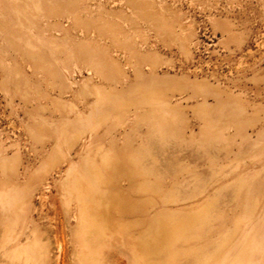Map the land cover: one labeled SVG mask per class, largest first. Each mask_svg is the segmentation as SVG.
Here are the masks:
<instances>
[{
	"label": "rangeland",
	"instance_id": "1",
	"mask_svg": "<svg viewBox=\"0 0 264 264\" xmlns=\"http://www.w3.org/2000/svg\"><path fill=\"white\" fill-rule=\"evenodd\" d=\"M0 143L49 264H235L247 237L264 264L263 1L0 0ZM99 143L129 160L109 171L107 233L85 244L59 177Z\"/></svg>",
	"mask_w": 264,
	"mask_h": 264
},
{
	"label": "bare ground",
	"instance_id": "2",
	"mask_svg": "<svg viewBox=\"0 0 264 264\" xmlns=\"http://www.w3.org/2000/svg\"><path fill=\"white\" fill-rule=\"evenodd\" d=\"M262 1L264 4V0ZM112 33H115V31L112 30ZM137 74L139 76L140 72H137ZM140 76L142 75L140 74ZM137 89V87L133 89V91L137 95L136 99H138L140 97V93H142H139ZM113 92V90H109L107 91V93L103 92L104 94H101L99 99H101V102L108 100L111 101L113 99L116 100L118 96H122V94H117L116 92L114 93L115 95L117 94V96L115 97ZM145 94L141 95L142 98L144 96L146 98V95H150L151 93H147L146 95ZM152 95L154 97H158L154 95V93ZM133 96L135 98V95L132 94L129 97L132 98ZM153 96L152 101L155 102V100L158 98L154 100ZM162 96L163 97L160 96V100H156V102L164 107V110L167 111V114L173 117L172 120H176L179 122V110L170 106L168 96ZM112 97L113 99H110ZM149 97L151 96H148L147 98ZM142 98H140L141 100L139 99L141 103L143 101ZM143 102L147 103L148 101L146 100V102ZM115 104L113 105L115 106ZM147 104H153L151 103V98H149V103ZM197 111L203 119L206 118L208 113L206 109H204L203 107H199ZM117 121L119 123L123 122L121 118H117ZM93 123L94 128L91 129L89 127L90 130H92V134L90 133L91 137L94 136V131L103 123V121L100 120ZM33 136L37 138L38 134L33 133ZM116 148V145L114 146L112 144L109 146H104L101 143L97 144L96 148H94L93 151L88 150L86 152L83 160L84 162L82 161L83 163H86L84 164L85 167H83L80 162L77 164L74 161L70 160L68 170L64 172L61 177H59L60 180H62L61 182L64 183V186L65 183L67 184V188H62L66 189L67 192H65L68 195V200H77L78 204L80 205L79 210L81 211L79 213V217H81V219H79L81 223H79L82 227H79H81V230L84 227V231L82 230V232L77 230V234L79 235V233L82 232L80 233V235H84L85 244L89 240H87V236L89 234H91L93 238H99L103 235L105 236V234L107 233L106 225L104 224V214L102 212L109 206V199H107L106 196V188L110 182L109 171L113 166V162L117 161L118 158L129 160L128 156H126L127 151H125L126 149H124L123 146H121V149L119 151L116 150ZM47 161V159H44L40 166L34 172L36 173L35 175L37 177L50 170V168H53L51 164H47ZM13 175H19L18 153L14 152L12 155L6 154L4 152V146L0 143V216L1 224L3 226V230H1L2 235H0V249L3 252L2 255L5 258L3 259V261L6 260L4 264H49L51 259L49 241L43 238V232L32 218L33 194L30 193L29 190V192L25 191L24 195H22L23 191L20 190L17 185L13 184L10 179V177H12ZM18 200H20V202L16 203V201ZM100 217H102V219ZM262 235L260 237V240L264 239V236ZM23 236H25V240H23ZM246 241H248V244L243 243V245H240L241 247L238 254H235L237 256V262L235 263L233 261V263H250V259L254 253V249L257 247L254 246L256 245V242L255 244H252L254 241L252 242L250 238L247 237ZM263 242L262 245L264 244ZM259 244L261 245V243ZM82 255V260H84V262H82L84 264H94L96 263V260H99L96 259L95 261L91 262V259L93 260V257L95 256L86 254ZM1 263L3 264L2 261ZM231 263L232 262H230V264Z\"/></svg>",
	"mask_w": 264,
	"mask_h": 264
}]
</instances>
